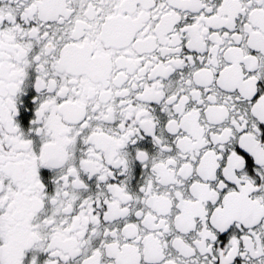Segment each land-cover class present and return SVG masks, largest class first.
I'll use <instances>...</instances> for the list:
<instances>
[{
	"label": "snow or ice",
	"instance_id": "obj_1",
	"mask_svg": "<svg viewBox=\"0 0 264 264\" xmlns=\"http://www.w3.org/2000/svg\"><path fill=\"white\" fill-rule=\"evenodd\" d=\"M0 264H264V0H0Z\"/></svg>",
	"mask_w": 264,
	"mask_h": 264
}]
</instances>
